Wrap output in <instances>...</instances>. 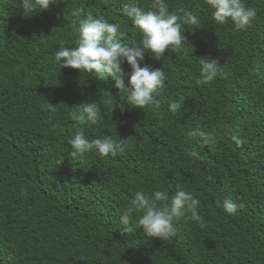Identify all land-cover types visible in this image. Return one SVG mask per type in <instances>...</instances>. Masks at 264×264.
<instances>
[{
	"label": "trees",
	"instance_id": "trees-1",
	"mask_svg": "<svg viewBox=\"0 0 264 264\" xmlns=\"http://www.w3.org/2000/svg\"><path fill=\"white\" fill-rule=\"evenodd\" d=\"M127 3L150 10L153 0H60L46 9L40 0H0V264H264V0H243L256 10L243 30L217 24L206 0H166L169 12L190 10L198 23L186 26V45L160 59L145 54L141 66L162 69L166 80L158 104L142 109L111 79L54 60L59 47L75 46L78 21L89 15L138 44ZM205 57L227 77L199 83ZM121 70L127 85L126 61ZM86 103L100 109L98 124L74 118ZM81 130L124 150L73 156L67 141ZM193 149L202 159L188 155ZM155 190L191 192L203 226L186 213L174 220L175 235L159 240L136 227L135 212L124 232L120 216L134 194ZM225 199L237 204L234 214Z\"/></svg>",
	"mask_w": 264,
	"mask_h": 264
},
{
	"label": "clouds",
	"instance_id": "clouds-1",
	"mask_svg": "<svg viewBox=\"0 0 264 264\" xmlns=\"http://www.w3.org/2000/svg\"><path fill=\"white\" fill-rule=\"evenodd\" d=\"M60 0H40V9H46L50 4ZM212 10L211 17L217 24L229 21L235 29L243 30L248 27L256 17V10L248 8L243 0H206ZM25 7L28 5L25 3ZM82 9H75L74 15L80 17ZM123 12L130 17L133 25L139 30L141 39L139 43L122 42L124 34L119 31V26L108 22L102 17L79 19L76 28L78 39L74 47H59L54 54V60L59 69L70 68L82 73H91L99 80L111 79L114 87L127 94L131 108L142 109L149 105L158 104L154 93L164 87L166 80L162 69L152 70L148 66H141L146 53H151L155 59H160L166 50L178 49L186 45L183 35L187 25H196L197 16L190 10L177 9L169 12L166 0H153L152 8L145 10L135 3H127ZM126 61L131 68L127 80L122 75L121 62ZM199 83H209L219 78H226L227 72L224 65L209 57L199 60ZM183 97L170 104V109L175 111L181 107ZM75 119L96 125L101 117L100 109L95 104H83L76 107ZM190 137H199L203 144L215 143L216 137L200 131H192ZM231 139L237 144L240 140L236 136ZM67 143L73 150V156L95 150L101 156H115L124 150L122 142L114 140L111 136L89 140L84 132L77 131L68 139ZM196 160L202 159L195 149L188 153ZM200 201L191 192L155 190L151 195L137 191L134 198L125 207L120 216V223L126 227L124 232H132L131 220L133 213L142 215L137 220L136 227H141L145 235L159 240H168L175 235L174 220L190 213L188 217L203 226V217L199 215ZM223 210L234 214L237 204L231 199L222 203Z\"/></svg>",
	"mask_w": 264,
	"mask_h": 264
}]
</instances>
